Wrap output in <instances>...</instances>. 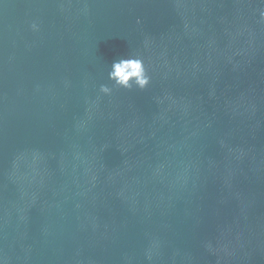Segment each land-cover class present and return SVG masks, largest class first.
Returning <instances> with one entry per match:
<instances>
[{"label": "water", "instance_id": "obj_1", "mask_svg": "<svg viewBox=\"0 0 264 264\" xmlns=\"http://www.w3.org/2000/svg\"><path fill=\"white\" fill-rule=\"evenodd\" d=\"M262 12L0 0V264H264Z\"/></svg>", "mask_w": 264, "mask_h": 264}, {"label": "clouds", "instance_id": "obj_2", "mask_svg": "<svg viewBox=\"0 0 264 264\" xmlns=\"http://www.w3.org/2000/svg\"><path fill=\"white\" fill-rule=\"evenodd\" d=\"M264 18V12L261 13ZM33 30H38V26L33 23ZM112 70L108 73V80L112 82L101 84L99 92L105 96L112 94L113 88H123L127 90H144L148 87L151 77L142 58L136 55H127L112 62Z\"/></svg>", "mask_w": 264, "mask_h": 264}]
</instances>
